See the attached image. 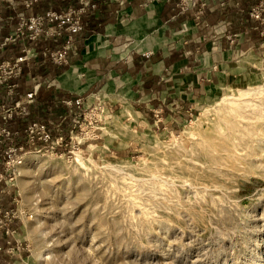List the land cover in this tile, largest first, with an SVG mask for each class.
Wrapping results in <instances>:
<instances>
[{
    "label": "rangeland",
    "instance_id": "1",
    "mask_svg": "<svg viewBox=\"0 0 264 264\" xmlns=\"http://www.w3.org/2000/svg\"><path fill=\"white\" fill-rule=\"evenodd\" d=\"M197 3L201 16L206 0L180 5ZM257 29L250 51L210 72L189 63L192 84L170 95L166 84H144L143 96L137 85L98 84L65 101L59 126L54 113L33 111L38 99L9 120L19 134L0 145V264H264V24ZM107 43L108 58L124 63L169 44L120 33ZM38 46L21 51L51 61L45 50L63 48ZM69 51L81 56L77 37ZM30 87L16 96L0 87V106ZM34 121L50 140L28 141Z\"/></svg>",
    "mask_w": 264,
    "mask_h": 264
},
{
    "label": "crops",
    "instance_id": "2",
    "mask_svg": "<svg viewBox=\"0 0 264 264\" xmlns=\"http://www.w3.org/2000/svg\"><path fill=\"white\" fill-rule=\"evenodd\" d=\"M79 1L41 0L31 7H26L22 0L3 2L0 6L3 36L17 25L20 12L41 14L48 10L64 11L78 6ZM91 1L95 7L89 9V14L84 17L83 31L77 35L81 56L75 58L73 52L68 51L71 63L60 66L39 55L25 64L24 73L18 79L22 86L30 84L29 90L40 85L42 97L33 107L43 110V113L48 110V113L40 114L42 120L51 118L50 113H54L56 126L67 120L65 101L86 93L98 84L137 85L140 96L147 94L144 84H166L165 92L170 95V90L175 91L178 84L179 87L192 84L184 73L189 63L199 61L202 68L199 71L210 72L212 65L226 62L227 58L233 59L245 50L250 51L255 46L254 39L262 38L257 29L259 22L250 15L256 4L254 0H206L205 12L201 16H198L199 3L183 8L181 0ZM118 33L151 41L154 46L166 38L169 44L152 49L153 56L147 60L138 56L130 63L113 62L107 56V42ZM39 42L21 39L8 48L19 45L21 50L22 45L31 47L37 44L39 49L50 44L60 48L67 43V35L64 34L58 42ZM21 53L12 54L13 58ZM81 78L84 79L82 83ZM48 94L52 95L51 100L45 101L43 98ZM57 130L65 135L69 131L65 126Z\"/></svg>",
    "mask_w": 264,
    "mask_h": 264
},
{
    "label": "built area",
    "instance_id": "3",
    "mask_svg": "<svg viewBox=\"0 0 264 264\" xmlns=\"http://www.w3.org/2000/svg\"><path fill=\"white\" fill-rule=\"evenodd\" d=\"M26 7H31L38 0H22ZM256 4L252 8L250 15L253 19L264 24V0H254ZM3 2L12 3L13 0H0V6ZM204 5V4H203ZM95 7L91 0H81L78 7H69L64 11L49 10L41 15L27 16L25 12L18 13V25L8 31L3 36V27L0 26V87L4 88L8 95L16 96L19 94L18 79L24 73V66L33 57H37L39 53L33 48H25L23 53L13 59H1L2 53L9 45L15 44L21 39H29L37 41L45 34L49 38L56 39L63 34L67 35V43L61 49L45 50L44 55L51 59L55 64L63 65L69 62L68 51L76 48V37L83 31V19L89 9ZM2 16L0 14V22ZM37 85L33 90L20 96L12 106H0V145L2 138L7 137L12 144L15 142L18 131H11L7 128L9 120L15 115H28L29 106L37 100ZM78 102V101H77ZM69 106L73 105L71 100L66 101ZM79 103V102H78ZM26 136L29 142H34L37 138L48 141L51 138L48 125L44 122L34 121L28 125ZM62 140V137H60ZM15 145V144H14ZM16 149V148H15ZM12 147L10 151H12ZM6 153H9L6 151ZM1 214V210H0ZM10 211L5 212L4 216L8 218ZM13 247L8 246L6 250L9 252ZM3 248L0 246V254Z\"/></svg>",
    "mask_w": 264,
    "mask_h": 264
},
{
    "label": "trees",
    "instance_id": "4",
    "mask_svg": "<svg viewBox=\"0 0 264 264\" xmlns=\"http://www.w3.org/2000/svg\"><path fill=\"white\" fill-rule=\"evenodd\" d=\"M87 14H89V13H87ZM84 22H85V20L83 19V25H84ZM8 49H9V51H8ZM7 49V52L8 53H6L5 54V56L6 55H9V54H19V53H21V50H20V48H19V45H15L14 47H12L11 46V48L9 47ZM51 94H48V95H46V96H44V100L46 101V99H49V100H51ZM41 97H42V90H41V88H39V91H38V96H37V99L38 100H40L41 99ZM50 97V98H49ZM33 111H35V113H37L38 111H40L38 108H34V110ZM54 116V115H53ZM33 117H34V114H33ZM11 127L12 128H18L17 127V125L16 124H14V123H11ZM2 152V151H1ZM1 157V156H0Z\"/></svg>",
    "mask_w": 264,
    "mask_h": 264
},
{
    "label": "bare ground",
    "instance_id": "5",
    "mask_svg": "<svg viewBox=\"0 0 264 264\" xmlns=\"http://www.w3.org/2000/svg\"><path fill=\"white\" fill-rule=\"evenodd\" d=\"M234 139H235V138H234ZM224 149L226 150L227 148L225 147V148H223V150H224ZM218 150L220 151V150H221V148H220V149H219V148H217V149H216V151H218Z\"/></svg>",
    "mask_w": 264,
    "mask_h": 264
}]
</instances>
